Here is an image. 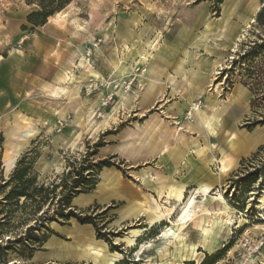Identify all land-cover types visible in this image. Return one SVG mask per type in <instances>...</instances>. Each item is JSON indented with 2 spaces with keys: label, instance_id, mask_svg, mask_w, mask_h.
<instances>
[{
  "label": "rangeland",
  "instance_id": "374dc122",
  "mask_svg": "<svg viewBox=\"0 0 264 264\" xmlns=\"http://www.w3.org/2000/svg\"><path fill=\"white\" fill-rule=\"evenodd\" d=\"M250 1L226 0L215 6L210 0H72L62 10L65 17L60 23L49 18L44 26L33 29L25 21L32 6L23 0H0V81L7 78L10 97L0 119V160L6 141L20 142L14 137L19 130L33 135L11 171L0 168V186L23 156L35 186L44 187L61 185L70 165L77 170L107 161L111 167L103 169L138 186L148 200L144 208L152 205L160 212L156 222L149 223L141 215L120 224L114 214L120 204L106 212L107 208L97 205L76 209L75 213L94 217L111 246L118 248L115 252L122 257L114 264H185L192 260L196 264L205 255H219L215 264H264V245L255 254L249 250L264 232V209H256L264 189V27L257 25L256 18L264 0H258L260 8L253 21L241 33L237 30L250 14ZM169 50L175 59L162 70L171 80L153 79L155 88L143 102L158 57ZM177 60L184 66L175 72ZM85 68L95 71V77L86 75ZM58 87L62 92L55 94ZM183 105L187 107L179 113ZM192 108L198 109L193 118L200 113L212 118L213 133L207 132L206 125L195 126L189 116ZM165 130H172L175 139H169L167 158L141 162L116 149L122 141L162 140ZM94 150L95 156L84 159ZM198 151L205 154L198 157ZM204 160L210 163L205 166ZM139 180L145 182L143 187ZM167 182L185 187L180 203L173 198L166 202L167 195L158 198L157 184ZM8 190H0V200ZM191 196L194 206L188 220L174 227ZM218 197L235 213L231 219L236 218L228 230L217 227L226 219L217 216L213 232L202 238L193 224L201 211L213 217L223 210ZM162 205L174 206L173 226L161 214ZM56 209L55 199L37 214L30 207L17 210L3 242L41 224L52 231L48 238L57 236L55 231L62 226L53 215ZM0 210L2 218L8 210ZM42 213L53 219L38 222ZM39 229L45 233L41 227L36 233ZM177 233L184 235L178 240ZM246 239L249 245L244 246ZM38 252L42 253L29 260L9 252L5 259L8 264H90L42 261L49 259L50 252Z\"/></svg>",
  "mask_w": 264,
  "mask_h": 264
},
{
  "label": "trees",
  "instance_id": "16d2710c",
  "mask_svg": "<svg viewBox=\"0 0 264 264\" xmlns=\"http://www.w3.org/2000/svg\"><path fill=\"white\" fill-rule=\"evenodd\" d=\"M27 6H32V11L26 16V24L33 29L44 26L48 19L53 17L56 13L61 12L67 7L72 0H23ZM204 2L206 0H198ZM215 6L222 4L226 0H210ZM257 25L264 27V8L258 13L256 18ZM102 144L95 146L101 147ZM96 150L91 153H86L84 159L87 157L95 156ZM83 159V161H84ZM25 156L21 157L7 182H3L0 186V190L9 187L2 199L0 200V208H6L8 211L0 218V264H8L6 262V255L9 252L16 254L21 259H31L36 251H39L42 245L48 239L47 233H52L48 229L47 225H34L26 228L23 236L6 240L3 242V235H7L10 226V220L12 214L17 210L23 211L30 207L32 214H37L43 205L46 203H52L56 199L57 209L53 212L60 221L59 225L63 226L70 220H74L79 225H90L95 231L96 240L103 241L110 245L111 251H117L116 246H111L108 237L101 233V230L97 227L94 217L88 215H81L83 213H75L76 208L71 207L72 200L81 194H87L94 190L97 180V174L103 168H110L111 165L107 161H99L98 163H89L88 167L80 166L79 169H74L70 165V171L64 176L61 185H52L51 187H44L43 185L35 186V179L31 175V168L28 163L25 162ZM86 173V174H85ZM71 179L69 184H66L64 180ZM60 189L59 196L55 197L56 191ZM23 200L20 203V200ZM112 208H107L104 212L110 211ZM90 210V209H89ZM0 210V214H1ZM43 217L37 219L38 222H49L53 218L47 217V213H42ZM28 216H31L28 214ZM26 219L19 221L20 224L24 223ZM44 224V223H43ZM41 227L45 233L39 229ZM40 234V235H39ZM219 255L206 256L200 264H215ZM16 264V263H13ZM185 264H194L186 262Z\"/></svg>",
  "mask_w": 264,
  "mask_h": 264
},
{
  "label": "crops",
  "instance_id": "0c3cea01",
  "mask_svg": "<svg viewBox=\"0 0 264 264\" xmlns=\"http://www.w3.org/2000/svg\"><path fill=\"white\" fill-rule=\"evenodd\" d=\"M174 57L175 55L172 50H169L167 54L163 53L162 55H160L157 60V67L154 69L153 73H157L158 77L162 76L166 78L167 82L170 81L171 77L169 75L163 74L162 67L165 66V64L168 63L170 60L174 61ZM174 64L175 72L182 69V67L184 66V63L180 60H177L176 62H174ZM90 70L95 73V71H93L91 68ZM64 78L66 79L65 75L63 76V80ZM153 87L155 88L154 83ZM61 92L62 91L59 90V87L56 88L55 94ZM151 92L147 93V95L142 99L143 102L150 98ZM8 93L9 86L7 85V78L3 77L0 81V119L1 115H4L5 113V107L9 106L10 97ZM6 95L7 98L5 99ZM171 134L172 130H165V132L162 133V140H156L153 137H146L138 140L137 142L134 140H131L126 143L122 141L119 143L116 149L122 156H126L127 158H129L130 156L133 157V160L139 159L141 162L147 161L149 158L152 157H158L159 159L163 157L167 158L171 153L169 139H174ZM123 137L124 136L122 134L120 136V140H122ZM7 143L11 142L6 141V144ZM6 144L4 154L6 151ZM176 154L180 158L181 152L179 154L177 152ZM3 158H1L0 160V168L2 170ZM104 173L111 178L108 182H103L101 180V174ZM144 183L139 180L140 186L143 187ZM147 201L148 200L146 194L141 192L138 186L122 179V177L117 172H113L110 169H103L99 174V178L94 190L90 193L81 194L74 198L72 200V205L78 210H84L90 208L93 205H97L102 208H109L111 205L117 203L121 206H119V208L115 210L116 212L114 214L116 216V220H119L120 224H124L128 221V219H135L136 217H140L141 215H145L146 220H148L149 223L156 222L155 218L160 216V212L158 215L157 209L155 208V206L152 205H149L144 208V203ZM55 232L57 236H52L51 238H48L41 247L42 251L48 250L50 252V256H48L49 259L46 258L42 261H84L89 262L90 264H108L107 261L111 260V255L113 253H116L110 252L106 243H104L103 241L96 240L95 231L90 225H79L74 221L70 222L65 226L59 227V229ZM93 249L100 250L103 255L107 256V258H105V260L99 258L96 259V257L91 254V250L93 251ZM39 253L42 252L37 251L34 253L36 258ZM114 263H117V261L114 260L112 264Z\"/></svg>",
  "mask_w": 264,
  "mask_h": 264
},
{
  "label": "bare ground",
  "instance_id": "6f19581e",
  "mask_svg": "<svg viewBox=\"0 0 264 264\" xmlns=\"http://www.w3.org/2000/svg\"><path fill=\"white\" fill-rule=\"evenodd\" d=\"M248 5H249L248 8H249L250 14L241 22V25L237 28L239 33H241L244 30V28H246L248 26V23H251L253 21L254 14H256L260 8V4H258V0H251ZM64 17H65V13L61 11L59 13H56L52 18H50V20L54 23H60V21ZM238 37H239L238 35L234 36V39L236 40V39H238ZM123 69H124L123 67L118 69L117 75L121 74L123 72ZM85 73H86V75L93 77V78L96 75L94 72H92L90 70V68H87L85 70ZM150 76L152 77L151 81L148 83L147 88H146L145 92L143 93L142 99L147 95V93H150L151 91L154 90L153 81L155 79H157L158 74L157 73H151ZM123 102H125V104H126V103H128V100L125 97H123ZM186 107H187V105H183L182 109L179 110V113L183 109H185ZM193 107H195V106H193ZM197 110L198 109H196V108H192L193 112H191L189 115L193 119V121L195 122L194 123L195 126L200 127V125H201V127H202V125H206L205 128L207 129V132L213 133L214 132V126H213L212 118L207 117L205 113H203V115L200 113V115H197L196 117L194 116V118H193L194 112ZM32 136L33 135H31L27 130H24V131L19 130L14 135V137H16L17 140H19L20 142L8 143L6 145V147H7L6 156L3 160V167H4L5 173H8L11 171V169L14 165L15 159L17 158V156L19 155L21 150L24 148V146L27 144V141L29 140V138H31ZM196 154L198 155V157H200L201 155H204L205 152L198 151V152H196ZM208 163H210V160H204V162H203V164L205 166ZM221 172H223V171H221ZM110 179L111 178L108 175H106L105 173L101 174V180L103 182H108ZM184 188H185L184 186H181V185L180 186L179 185L174 186V185H170V183H167L164 186L157 184V191L156 192H157L158 198L165 199L164 195H167L166 202H169V198H173L175 200V202L180 203L182 200V197H183ZM216 200L219 201L220 204L223 206V210L220 212L214 213L213 217H211V214H208V213H206L204 215V211H201V215L198 218H196V221L193 224L194 232H196L197 235L202 237V238L205 237V239H207V237L213 232L216 220L219 219L217 216L224 215L226 218L224 220H221V223H220L221 225H219V223H218L217 227L218 226L226 227V228H228V230L233 225V223H234L233 220L236 218V217H234V219H231L232 216H230V215L235 214V213L233 211L229 212L230 211L229 208L227 207V205L225 204V202L223 201V199L221 197H218ZM193 206H194V198H193V196H191L190 199H188V201L181 208V211L178 215V218H177L175 225L173 223H171V218H170V216L173 214L174 206L164 207L162 205L160 207V210H161V212L164 210V212H162L161 214H163V216L168 217V219L170 220L168 222L169 224H171L172 226L174 225V227H177V226L181 227L188 220V216H189L190 211L193 208ZM256 209H258L259 211H262L264 209V189H263L262 194L260 195L259 201L257 202ZM204 217H206V218H204ZM159 219H160V216L155 218V221H158ZM172 235H174V234H172ZM183 235H184V233H177L174 237L179 240L180 238L183 237ZM91 254L94 255L96 257V259L99 258V259L105 260V258H107V256L103 255L101 253V251L98 249H93V251L91 250ZM121 257L122 256L118 255L117 253H113L111 255V260H108L107 262H108V264H112V262H114V260L119 261V259ZM202 260H203L202 257L198 258L196 261V264H200L202 262Z\"/></svg>",
  "mask_w": 264,
  "mask_h": 264
},
{
  "label": "built area",
  "instance_id": "2783aa9c",
  "mask_svg": "<svg viewBox=\"0 0 264 264\" xmlns=\"http://www.w3.org/2000/svg\"><path fill=\"white\" fill-rule=\"evenodd\" d=\"M262 237L259 238V242L257 244H253L252 247H249L251 254L257 253L261 247L264 245V232L261 235ZM249 245V241L246 239L244 246Z\"/></svg>",
  "mask_w": 264,
  "mask_h": 264
},
{
  "label": "water",
  "instance_id": "95a60500",
  "mask_svg": "<svg viewBox=\"0 0 264 264\" xmlns=\"http://www.w3.org/2000/svg\"><path fill=\"white\" fill-rule=\"evenodd\" d=\"M15 263V262H14ZM10 264H13V263H10ZM16 264H18V263H16Z\"/></svg>",
  "mask_w": 264,
  "mask_h": 264
}]
</instances>
